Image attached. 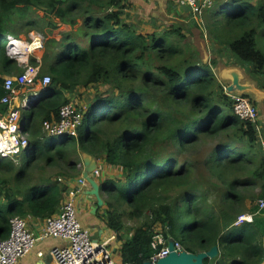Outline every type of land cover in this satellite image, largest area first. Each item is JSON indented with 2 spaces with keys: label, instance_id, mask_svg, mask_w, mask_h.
<instances>
[{
  "label": "trees",
  "instance_id": "trees-1",
  "mask_svg": "<svg viewBox=\"0 0 264 264\" xmlns=\"http://www.w3.org/2000/svg\"><path fill=\"white\" fill-rule=\"evenodd\" d=\"M130 5L0 0V99L3 75L22 70L1 45L7 35L41 31L39 77L51 79L22 113L29 134L25 152L0 159V238L8 237L14 216L45 220L58 213L67 190L58 178L78 175L80 154H89L123 168L121 178L101 184L107 195L101 219L116 238L121 240L125 219L138 222L119 248L123 264L148 260L158 231L191 253L217 245L218 257L205 264H264V208H248L252 221L235 223L246 200L256 198H246L245 187L260 184L264 195L257 124L234 113L211 63L202 62L181 26L151 22L153 30L143 31L147 22L135 20ZM202 18L213 49L229 50L264 90V0H223ZM62 24L70 28L59 39L50 36ZM29 62L38 64L34 57ZM96 83L108 87L82 110L76 135L48 136L43 124L59 119L61 106L70 102L66 93ZM7 109L0 102V115ZM211 140L201 156L200 147ZM200 166L206 182L198 176ZM51 168L59 169L55 176ZM211 186L220 192L217 200L207 193Z\"/></svg>",
  "mask_w": 264,
  "mask_h": 264
},
{
  "label": "built area",
  "instance_id": "built-area-1",
  "mask_svg": "<svg viewBox=\"0 0 264 264\" xmlns=\"http://www.w3.org/2000/svg\"><path fill=\"white\" fill-rule=\"evenodd\" d=\"M177 4L183 8H189V11L199 25L203 24V14L210 9L215 0H176ZM28 39L14 38L7 35L5 48L8 54L15 58L22 70L10 76H5L3 87L5 95L0 99L2 104H7L8 109L4 114L0 115V159L15 160L20 154L25 152L28 146L29 134L28 126L25 124L20 108L25 110L28 107V101L37 100L40 92H36L29 88L34 87L37 83L41 86V90L47 88L51 79L48 74L39 77L40 57L33 55L38 64L29 62L28 55L39 51L43 48L45 36L40 32L30 31ZM17 39L18 43L26 41L31 46L26 58L23 57L20 44L10 45L12 39ZM29 58V59H28ZM25 88L30 91V96L23 97L20 106H12L13 96L17 90ZM40 90V91H41ZM225 93L233 101V111L241 119L251 120L256 124L259 115L257 105L246 99L242 93L236 91H228L224 88ZM28 103V104H27ZM84 111L77 109L72 103L61 106L59 110V119L57 121H45L43 130L48 136L60 139L64 135H76L77 129L82 123ZM259 120V118H258ZM258 130V127L256 125ZM101 167L98 166L91 175L95 178L100 173ZM59 181L63 179L58 178ZM80 186H86V180L80 176L78 178ZM74 191L71 192L68 199L62 202L58 213L44 220V228L39 234H34L28 227L25 218L14 216L10 219L9 235L5 239L0 238V264H18L21 258H24L32 252L39 240L45 238H53L62 241L55 245L50 252L49 264H113L111 252L108 248L111 238L104 241L94 242L90 234L83 229L77 216V210L73 200ZM264 207V200H258V209ZM252 214L240 215L236 224L242 222H251ZM154 250L150 256L152 263L158 259L167 256L168 238L161 231H158L152 238L150 243ZM174 249H182L179 242L174 243ZM39 257L43 256V252H37Z\"/></svg>",
  "mask_w": 264,
  "mask_h": 264
},
{
  "label": "rangeland",
  "instance_id": "rangeland-1",
  "mask_svg": "<svg viewBox=\"0 0 264 264\" xmlns=\"http://www.w3.org/2000/svg\"><path fill=\"white\" fill-rule=\"evenodd\" d=\"M220 1H223V0H215V4L220 2ZM148 3L150 6L149 9H142V11H139L138 9L134 10V11L140 12L143 16V17H139L138 14L132 15L135 17V20H147L148 17H152V20H153L152 22H154L155 25L159 28H163L165 26L175 25V24L181 26L183 28L185 34L187 35V39L192 43V46L195 49H197V51L199 53V57H201V59H202V62L209 63V64L211 63L216 77L223 84L224 88H227V86L231 83V75L230 74L232 71H236L239 74L241 84L250 85L252 87L251 89H249L245 92H240V93L247 94L248 97L250 98V100L254 104L257 105V108L259 111V115H258L259 120L257 118L256 124H257L258 130H259V132H258L259 137H262L261 142L259 141L260 142L259 146L261 147V149L264 150V127H263L264 90L259 88L258 83L252 78V76L247 72V70H245L242 67V65H240V63L237 61L238 59L236 57H234L229 50H224L223 48H221V46H219L217 48V50L213 49V45L210 42L211 39H210V35H209L208 30L205 29L204 27H201L202 25H198L199 23L197 21H195L192 16L189 15L188 11L185 8L181 7L180 10H181L182 14H180V16L173 17L171 15L172 14L175 15V12L178 11L177 8H173V6H171L172 14H169L171 11H167L166 12L167 15H165V13H162L160 11V6L157 4V2H155V3L148 2ZM213 6L211 8H213ZM36 13L42 16L44 14V11L41 9H37ZM203 23H204V21H203ZM149 29H152V27L147 26L146 24L142 25L143 31H146ZM35 32H37V31H35ZM64 32H65L64 29L62 28V26H60L59 29L53 31V33L50 36H55V38L59 39L61 37L62 33H64ZM29 33H28V35H29ZM19 38H23V39L27 38L28 39V36H26L24 33H21V34H19ZM22 43L25 46H27V45L30 46L29 44H25L24 42H22ZM5 44H6V38H3L1 40V45L4 46ZM44 49H45V47L41 48L39 51L37 50L36 52L28 55L26 53L27 52L29 53L30 50H25V48H24L23 54L24 55L26 54L24 58H26L27 55L29 58L33 57V55H36V56L40 57V59H41V57L44 53ZM5 76H10V75H3V77H5ZM106 87H108V86L103 85V83H96V84L89 85L86 88L79 87L76 90H74L72 93H66V94L70 100V103L74 104L77 107V109L83 110L87 106L88 102L91 101L92 97L97 92L104 91L106 89ZM29 89H31V90L40 89L41 90V86L39 85V83H37L34 87L29 88ZM27 91H29V90H27ZM25 98H27V96ZM19 110H20L21 114L24 111L21 108ZM258 124L260 127L258 126ZM83 130H84V126L82 128H80V133H82ZM213 144H214V140H211L207 144L201 146L200 147L201 156L207 155L208 154L207 151L212 148ZM21 156H22V154H20L18 156V158H20ZM58 171H59V169H57V168H51L49 171V175L55 176L56 173H58ZM198 176H199V178H203L205 182H206V179L208 178L207 172L204 170V168L202 166H200L198 168ZM219 187H220V185H219ZM210 188L211 189H209V188L207 189V193H209L211 200H217V197L220 193L218 188L214 187V186H211ZM243 194L245 195L246 198L250 197L252 194L255 195L256 198L253 201L246 200V202L243 204L246 206V210L244 213H242L240 215L251 214V213H248L246 211L248 208L254 207V205H256L257 210H259L258 205H257L258 200L261 198L264 200V195H263V191L261 190L260 184L245 187ZM240 215H238V217ZM252 217H253V214H252ZM137 223H138L137 220L125 219L124 224L127 228V232L130 229L132 230L137 225ZM51 240L55 241L54 239H50V241ZM118 253L119 252H114V253H112V256H111L115 264L117 261L116 254L118 255Z\"/></svg>",
  "mask_w": 264,
  "mask_h": 264
},
{
  "label": "crops",
  "instance_id": "crops-1",
  "mask_svg": "<svg viewBox=\"0 0 264 264\" xmlns=\"http://www.w3.org/2000/svg\"><path fill=\"white\" fill-rule=\"evenodd\" d=\"M129 2H131V5L129 6L127 11L130 13L131 16L134 14H138L139 17H143L140 12H137L134 10L138 9L139 11H142V9H149L150 6L148 2H151V3L157 2V4L160 6V11L162 13H165V15H167L166 14L167 11H171V6H173V8L178 9V11L175 12V15L172 14V11H171L169 13V14H172L171 16L178 17L180 16V14H182L180 10L181 7L177 4L176 0H129ZM143 21L147 22L146 23L147 26H152V24H150L153 21L152 17H148L147 20H143ZM61 26L64 30H67V27H69L64 24H62ZM147 31H152V29H149ZM213 48H215V45H213ZM34 91L40 92V89H34ZM28 94H30V91H27L25 88L17 90L16 94L13 96L12 106H15V107L20 106L23 97L24 96L28 97L29 96ZM263 127H264V117H263ZM84 156H85L84 154H80V161L77 164V167L80 170L78 175H75L70 178L60 175V177L63 179L62 183L67 185V190L63 195V201L68 199L72 191L75 192L73 200H74L75 207L77 210L78 219L83 229H85L90 234L92 239L94 240L97 239L98 242L111 238V241L109 242V245H108V248L111 252V256H112V253L119 252L118 255L116 254V257H117L116 264H123L121 260L119 248L122 244V240L131 237L132 230L131 229L128 230L129 232L128 233L127 228L124 225L122 231L120 232L121 240L117 239L116 235L112 231H110L109 228H107L106 223L101 219V217L105 215L104 213L105 205H103V207H101L96 214H91L90 210H91V207L95 205V198L94 196L87 195L85 193V191L89 188L88 185L82 187L78 183V178L82 176V172H83V157ZM95 159L97 162V166L101 167L99 175L95 177V179L97 180L100 186L105 180L121 178L123 168H121L120 166L108 165L102 159H97V158ZM101 195L103 197L104 204H105V199L107 198V195L105 194L103 189H102ZM25 220L27 222L29 229L34 234L37 235L40 232H42L44 228V220L34 218L32 216L25 217ZM159 229L160 228L158 227L157 230ZM50 239H53V238H45V239L39 240L35 248L32 250V252L28 254L27 256H25L24 258H21L18 264H38L39 261L43 259L44 257H47V258L50 257L51 249L55 245L62 243V241L58 239H54L55 241H52V240L50 241ZM39 251L43 252L42 257H39L37 255V252ZM50 260H51V257L46 264H49ZM113 264H115L114 261H113Z\"/></svg>",
  "mask_w": 264,
  "mask_h": 264
},
{
  "label": "water",
  "instance_id": "water-1",
  "mask_svg": "<svg viewBox=\"0 0 264 264\" xmlns=\"http://www.w3.org/2000/svg\"><path fill=\"white\" fill-rule=\"evenodd\" d=\"M231 83L227 86L228 91L245 92L252 87L250 85L241 84L240 76L236 71L231 72ZM30 100L28 101V103ZM83 157V172L82 177L86 180L88 189L85 191L87 195L94 196L95 205L91 207V214H96L98 210L103 207L104 200L101 195L102 188L97 182V180L91 175V173L98 167L95 157L84 154ZM94 240V239H93ZM94 241H98L95 239ZM175 241L172 238L168 239V254L167 256L158 259L155 263H152L150 259L144 260L143 264H205L204 259L210 258L214 259L219 255L218 246H212L206 251L191 253L184 249L175 250ZM50 257H44L39 261L38 264H46ZM50 263V262H49Z\"/></svg>",
  "mask_w": 264,
  "mask_h": 264
},
{
  "label": "bare ground",
  "instance_id": "bare-ground-1",
  "mask_svg": "<svg viewBox=\"0 0 264 264\" xmlns=\"http://www.w3.org/2000/svg\"><path fill=\"white\" fill-rule=\"evenodd\" d=\"M22 42H24L25 44H29V43H27L26 41H21L20 43H18V41H17V39H12L11 40V42L9 43L10 45H18V44H20V46H21V49H22V53H23V49L25 48V50H31V46H25ZM26 54H28V52L26 53ZM25 54V55H26ZM25 55L23 54V57H25Z\"/></svg>",
  "mask_w": 264,
  "mask_h": 264
}]
</instances>
